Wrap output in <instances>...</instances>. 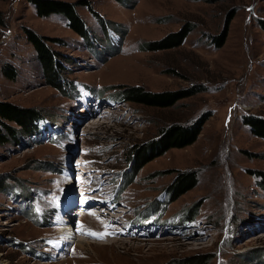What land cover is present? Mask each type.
<instances>
[{
  "label": "rangeland",
  "instance_id": "1",
  "mask_svg": "<svg viewBox=\"0 0 264 264\" xmlns=\"http://www.w3.org/2000/svg\"><path fill=\"white\" fill-rule=\"evenodd\" d=\"M59 1L87 35L31 0H0V101L40 115L32 134L15 121V134L2 131L0 264H264V137L247 123L264 118V0ZM28 30L57 52L56 80ZM176 33L187 35L179 46L147 45ZM131 84L206 89L154 106L123 98ZM206 115L193 143L134 170L133 145ZM185 169L198 183L173 198ZM103 208L117 223L91 217Z\"/></svg>",
  "mask_w": 264,
  "mask_h": 264
},
{
  "label": "trees",
  "instance_id": "2",
  "mask_svg": "<svg viewBox=\"0 0 264 264\" xmlns=\"http://www.w3.org/2000/svg\"><path fill=\"white\" fill-rule=\"evenodd\" d=\"M36 7L37 13L41 17H47L52 14H63L67 19L69 26L76 30L79 34L85 36L86 26L83 20L79 17L75 11V6L64 1L59 0H31ZM83 3V1H82ZM28 35L31 42L34 44L38 56L42 61L43 67L49 79L56 80L57 72L59 71L58 56L55 50H52L46 44V38L39 36L35 32L28 30ZM188 34V33H187ZM187 35L184 33L171 34L164 40L158 43H148L147 45L151 49L157 48H172L182 44ZM220 38L216 41L221 42ZM206 89L205 86H193L188 89L179 90H162L152 91L144 88L142 85H126L122 90H119L120 95L128 100L140 101L154 106H169L175 103L179 98L188 94L196 93ZM100 95H98L99 97ZM104 98V96H100ZM32 110H27L9 101H0V141L6 139V135L2 131H6V134L14 133V129L7 121H15L20 124V129L25 134H32V131H38L36 123L40 118V115ZM210 115L200 116L193 121L171 122L160 128V139L154 141H146L143 144L133 145L127 151V158L132 160L134 170H139L146 162L155 156L164 153L171 147L183 146L193 143L200 133L202 126ZM35 122V123H34ZM247 123L250 124L255 134L264 137V118L249 116ZM36 125V126H35ZM33 132V133H34ZM15 134V133H14ZM198 183V172L196 170H179L175 180L167 189L173 194V198L180 195L182 192L194 187ZM160 218V217H158ZM139 221V220H138ZM209 257L203 258L201 256L189 257L185 264H206Z\"/></svg>",
  "mask_w": 264,
  "mask_h": 264
},
{
  "label": "bare ground",
  "instance_id": "3",
  "mask_svg": "<svg viewBox=\"0 0 264 264\" xmlns=\"http://www.w3.org/2000/svg\"><path fill=\"white\" fill-rule=\"evenodd\" d=\"M89 99V98H88ZM91 99V98H90ZM92 105H94V104H92ZM95 106V105H94ZM93 106V108H95ZM93 120H94V118L93 117H91ZM88 120H89V118H88ZM95 121L96 120H94V121H92V123H91V125L92 124H94L95 123ZM88 196L87 197H89V201H94V200H97L98 199V197H95V196H93L94 195V192L93 191H89L88 192V194H87ZM97 206V205H96ZM96 206H93L92 208H94V207H96ZM74 209H77V208H74ZM74 209H73V207H70V208H68L67 209V211H68V213H69V211H74ZM114 210V209H113ZM112 210V208L111 209H99V211H98V209H93L91 212H92V216L91 215H88V216H85L86 218L87 217H93V219H94V217H96V219H101L102 220V217H108V220H107V223H105V225H103V223L101 222V221H98L100 224H101V226H103V227H105L106 225L107 226H110V224L111 223H117L116 221L119 219V216L118 215H120L119 213H117V214H113L112 216L110 215V214H112L111 212L113 211ZM123 210V209H122ZM71 213V212H70ZM79 213V212H78ZM81 213V212H80ZM111 216V217H110ZM85 217H83V218H85ZM74 219V218H73ZM93 222V221H92ZM91 222V223H92ZM106 226V227H107ZM66 227V228H65ZM64 228L65 229H63V232H62V234L65 236V235H67V234H70V233H72V231H71V228L68 226H65ZM102 227V228H103ZM116 229V231H117V233H121L122 232V230H120V228H118V227H116L115 228ZM196 245V244H195Z\"/></svg>",
  "mask_w": 264,
  "mask_h": 264
},
{
  "label": "snow or ice",
  "instance_id": "4",
  "mask_svg": "<svg viewBox=\"0 0 264 264\" xmlns=\"http://www.w3.org/2000/svg\"><path fill=\"white\" fill-rule=\"evenodd\" d=\"M111 233H108L107 231L105 233H89V235H93L96 238H103L105 235H110Z\"/></svg>",
  "mask_w": 264,
  "mask_h": 264
}]
</instances>
